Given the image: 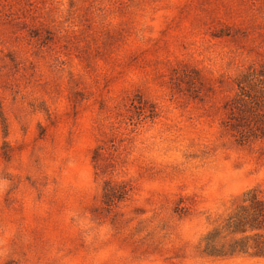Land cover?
Masks as SVG:
<instances>
[{
	"label": "rangeland",
	"instance_id": "obj_1",
	"mask_svg": "<svg viewBox=\"0 0 264 264\" xmlns=\"http://www.w3.org/2000/svg\"><path fill=\"white\" fill-rule=\"evenodd\" d=\"M241 84L264 117V0H0V264H264L202 251L264 199Z\"/></svg>",
	"mask_w": 264,
	"mask_h": 264
},
{
	"label": "trees",
	"instance_id": "obj_2",
	"mask_svg": "<svg viewBox=\"0 0 264 264\" xmlns=\"http://www.w3.org/2000/svg\"><path fill=\"white\" fill-rule=\"evenodd\" d=\"M240 87L241 93L231 105V129L238 134L240 141L264 138V117L257 114L261 104L247 101L249 95L245 85ZM202 251L211 256L248 254L264 257V199L257 189L244 192L222 225L204 236ZM3 264L16 263L8 260Z\"/></svg>",
	"mask_w": 264,
	"mask_h": 264
}]
</instances>
